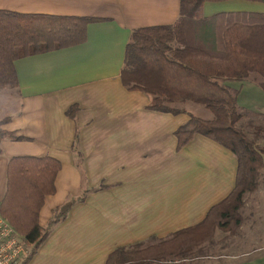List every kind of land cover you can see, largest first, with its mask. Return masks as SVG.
Returning a JSON list of instances; mask_svg holds the SVG:
<instances>
[{"label":"crops","instance_id":"1","mask_svg":"<svg viewBox=\"0 0 264 264\" xmlns=\"http://www.w3.org/2000/svg\"><path fill=\"white\" fill-rule=\"evenodd\" d=\"M212 3L206 11L208 2L203 3L204 17L261 2ZM0 9L102 19L88 24L84 43L17 59L18 87L5 94L0 90V119L11 118L1 128L26 137L0 139V201L8 162L15 156H51L61 163L56 190L40 208L41 225L66 199L106 185L75 203L26 264H104L118 246L165 237L200 222L232 192L235 155L201 134L176 150L174 131L189 115L149 110L152 96L128 90L121 81L132 31L173 24L180 17V0H0ZM228 82L241 89L240 105L243 82ZM260 88L248 90L262 100ZM74 104L75 117H68L66 110ZM188 104L179 107L193 113ZM76 128L81 157L72 147ZM263 139L254 142L263 146ZM241 214L234 232L216 229L202 252L185 262L264 264V182L246 193Z\"/></svg>","mask_w":264,"mask_h":264},{"label":"trees","instance_id":"2","mask_svg":"<svg viewBox=\"0 0 264 264\" xmlns=\"http://www.w3.org/2000/svg\"><path fill=\"white\" fill-rule=\"evenodd\" d=\"M221 1L225 0H180V17L173 24L135 28L125 46L121 81L128 90L152 96L149 110L189 115L174 131L176 150L196 134L230 150L237 159L235 188L212 205L200 222L165 237L118 246L108 254L104 264H150L172 257H177V264H184L183 259L202 252V244L213 239L216 229L234 232L239 227L246 193L258 190L261 184L264 146L258 147L237 126L242 117L238 104L240 90L228 81H242L256 73L261 76L259 86L264 91V12L202 15L204 2ZM245 1L264 3V0ZM100 20L93 16L0 9V90L18 87L14 67L17 59L84 43L88 24ZM186 102L203 106L212 117L196 116L179 107ZM76 110L77 106L71 105L66 115L74 118ZM10 119V116L0 119V139H26L1 128ZM72 147L81 157L77 128ZM60 168V161L51 156H15L8 162L0 213L31 244L26 261L75 203L84 200L88 192L106 187L100 184L66 199L41 225L40 208L44 198L55 192Z\"/></svg>","mask_w":264,"mask_h":264},{"label":"rangeland","instance_id":"3","mask_svg":"<svg viewBox=\"0 0 264 264\" xmlns=\"http://www.w3.org/2000/svg\"><path fill=\"white\" fill-rule=\"evenodd\" d=\"M211 4H214V3L208 2V4L204 8V11L208 10V7ZM238 11L264 12V3L249 4V6L241 7V9H238ZM219 12H226V11H219ZM232 12H234V11H232ZM260 80H261L260 75H258L256 73H251L248 78L240 81V82H243L240 84V87L241 88L244 87V88H243L242 94L240 95V105H239L240 111L242 113V117H241L240 121L238 122L237 126L243 132H245L250 139L252 138V140L261 142L262 138H264V100H263L264 95L262 96V100H260L257 96H254V95L251 96V94L248 90L249 88L259 87V81ZM233 85H238V83H235ZM4 90H2L1 93L5 94ZM260 90L263 92V90L261 88H260ZM240 91H241V89H240ZM187 103H190V104H188L189 108L193 112V114H195L196 116L204 117L207 115L208 116L212 115L210 111H208L207 109H205L203 106H201L199 104H195L192 102H187ZM181 105L182 104H179V106H181ZM190 105H193V106L191 107ZM249 105H253L254 108H252L250 110L248 107ZM253 134H256L257 136H253ZM258 147H262V146L259 145ZM263 173H264V171H263ZM261 182H264V175L261 178ZM256 191H254V192H256ZM244 206H245V200H244L243 207ZM176 258L177 257H172V258L168 259L166 261L167 263H164L161 261V262H152L150 264H177ZM217 259H218L217 257L211 258L212 262L216 261ZM183 262H184V264H196V262L194 260L186 262V263H185V261H183ZM26 263H27V261H26Z\"/></svg>","mask_w":264,"mask_h":264},{"label":"built area","instance_id":"4","mask_svg":"<svg viewBox=\"0 0 264 264\" xmlns=\"http://www.w3.org/2000/svg\"><path fill=\"white\" fill-rule=\"evenodd\" d=\"M30 247L9 219L0 213V264H26Z\"/></svg>","mask_w":264,"mask_h":264}]
</instances>
